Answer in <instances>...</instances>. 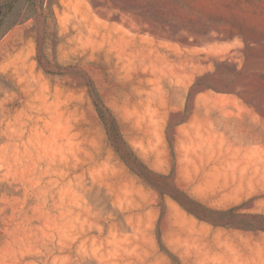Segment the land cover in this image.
<instances>
[{"label": "rangeland", "instance_id": "obj_1", "mask_svg": "<svg viewBox=\"0 0 264 264\" xmlns=\"http://www.w3.org/2000/svg\"><path fill=\"white\" fill-rule=\"evenodd\" d=\"M0 264H264V0L21 2Z\"/></svg>", "mask_w": 264, "mask_h": 264}, {"label": "trees", "instance_id": "obj_2", "mask_svg": "<svg viewBox=\"0 0 264 264\" xmlns=\"http://www.w3.org/2000/svg\"><path fill=\"white\" fill-rule=\"evenodd\" d=\"M26 1L36 3L38 0H0V38L5 33V23L8 17L10 16V14L21 2H26ZM41 4L43 7L44 0H41ZM51 12L54 15L53 9H51ZM96 108L101 121L109 131V135L111 139L113 141L117 139V141L121 142V144L133 157V159H135L141 165L145 166L144 162L139 158L138 154L135 152L133 147L127 142V140L122 135L119 125L113 116L112 110L108 106L103 105L99 99H97ZM109 116L113 119V122L109 121L108 119Z\"/></svg>", "mask_w": 264, "mask_h": 264}, {"label": "crops", "instance_id": "obj_3", "mask_svg": "<svg viewBox=\"0 0 264 264\" xmlns=\"http://www.w3.org/2000/svg\"><path fill=\"white\" fill-rule=\"evenodd\" d=\"M239 46H240L239 43H235V44L231 45V47L234 48L235 50H238ZM195 53H202V50H197V51H195ZM236 59H237L236 56H234L233 60L236 61Z\"/></svg>", "mask_w": 264, "mask_h": 264}]
</instances>
